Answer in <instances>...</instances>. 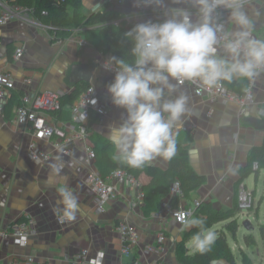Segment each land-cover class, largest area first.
<instances>
[{
  "label": "crops",
  "instance_id": "crops-1",
  "mask_svg": "<svg viewBox=\"0 0 264 264\" xmlns=\"http://www.w3.org/2000/svg\"><path fill=\"white\" fill-rule=\"evenodd\" d=\"M83 4V13L87 16L96 11L118 16L132 11L138 5L137 0H124L122 4L119 0H83ZM147 6L151 10H165L156 5ZM165 7L191 8V5L186 0L178 4L173 3V0H165ZM94 8L97 10L93 11ZM248 8L250 14L259 13L254 20L255 35L260 38V27L264 23V2L251 3ZM163 18L164 16H160L159 20ZM226 20L228 28V14ZM40 30L42 29L36 30L17 21L7 28L0 29V68L11 71L16 79V89L6 104H9L6 113L0 110V232L10 228V225L22 216L35 219L34 233L30 236L27 246L14 245L12 238H0L2 264L27 256L35 258L33 264H73L74 258L84 250L89 251L90 257L102 251L105 254L103 264H116L121 258L122 249V240L116 230L120 221H129L140 230V245L134 249L131 259L141 262L158 260L159 264H181L175 246L177 241L183 238L182 233L185 234L189 228L178 224L170 216L156 220L152 214H145V203L144 200L138 199L137 189L126 188V199L110 202L104 212L96 210L94 195L85 183L88 170L84 143L73 142L63 145L62 149H55L54 140L42 141V149L50 153L51 159L40 166L29 158L28 146L32 134L28 128L18 125L15 121L17 105L21 100L17 93L23 94L26 90L33 93L63 90L70 94L75 89L80 90L83 86L94 84L102 100L106 102L109 113L103 125L94 127L88 144L104 145L105 149L109 145L113 160L114 149L106 136L109 125L120 123L121 116L125 114L124 109L111 102L107 92V85L114 79V74L98 66L93 69L99 49L84 33L86 29H77L76 34L73 33V37L90 41V45L86 47L73 40H65L62 44L55 43L46 31L47 38L40 36ZM88 30L90 32V29ZM123 30L128 31L125 28ZM19 44L25 46L26 53L22 59L16 60L13 51ZM233 82L238 89L248 84L246 80ZM178 89L188 96V111L182 116V123L174 132L175 139L180 148L187 149L191 168L205 177L203 184L197 189L199 191H189L191 196L187 197L203 198L214 207H231L235 200L237 205L238 185H243L253 191L255 199L258 193L261 194L250 213L238 210L242 216H247L243 217V220L251 218L253 223L261 210L264 211V169L253 168V171L249 172L245 166L249 164L252 150L264 144V75L259 77L254 90V100L242 116L239 115V106L235 103L214 104L207 98L196 96L189 86L178 85ZM69 119L68 106L54 117L57 122ZM186 135H190V141L184 139ZM177 153L178 150L176 155ZM57 155H63L65 161L76 162V167H66L64 173L78 195L81 212L77 219L67 226H61L57 222V214L53 211L58 199L55 188L47 187L43 183L49 174L48 165ZM96 164L102 172L103 166H99L98 161ZM170 164V160L157 158L148 165L167 169ZM139 180L146 187L151 177L142 172ZM259 219L260 223H264V216ZM161 229L175 241L170 242L166 251L161 254H144L145 245L154 243ZM188 243L190 254L197 251L192 247L194 241ZM260 257L259 264H264L261 254ZM127 260L125 258V261ZM213 264L228 263L216 260Z\"/></svg>",
  "mask_w": 264,
  "mask_h": 264
},
{
  "label": "clouds",
  "instance_id": "clouds-1",
  "mask_svg": "<svg viewBox=\"0 0 264 264\" xmlns=\"http://www.w3.org/2000/svg\"><path fill=\"white\" fill-rule=\"evenodd\" d=\"M186 2L191 8L165 7V0H137L138 5L165 8L164 18L135 24L124 33L131 43L129 55L103 63L105 70L115 73L107 85L111 102L125 110L120 123L109 125L106 136L121 165L140 169L157 158L169 161L176 155L174 132L188 111V96L178 85L198 83L215 89L238 80L254 84L264 74V38L255 35L254 17L259 13H249V0ZM218 9L227 11L230 27L219 19ZM66 167L74 168L76 162L57 155L43 183L55 188L54 213L73 222L81 205L64 173ZM184 224L201 227L192 238L197 250L203 252L214 243L215 233L203 229L204 219H187Z\"/></svg>",
  "mask_w": 264,
  "mask_h": 264
},
{
  "label": "built area",
  "instance_id": "built-area-1",
  "mask_svg": "<svg viewBox=\"0 0 264 264\" xmlns=\"http://www.w3.org/2000/svg\"><path fill=\"white\" fill-rule=\"evenodd\" d=\"M58 4H64L67 0H55ZM122 4L124 0H119ZM264 2V0H249L251 3ZM94 8L93 11H96ZM165 10L153 9L151 10L147 5L140 3L132 11L122 13L117 18L109 21L111 25L118 28H125L130 30L135 24L147 20L160 21L159 17H163ZM97 12V11H96ZM100 12V11H98ZM219 19L225 23L227 11L218 9ZM48 10L39 12L36 6H29L22 4L19 0H0V29L7 28L11 23L17 21L30 28L42 29L49 33L52 40L57 39L58 28L52 24L45 23L41 17L48 16ZM261 36L264 38V23L260 27ZM67 40L76 41L80 46H89L90 41L86 38L71 37ZM61 40H55V43H61ZM26 48L23 44L15 47L13 56L14 59L20 60L24 57ZM113 55L99 50L96 59V66L102 68L103 63ZM108 71V70H106ZM115 75L113 71H108ZM264 75V74H262ZM259 77L254 84H247L243 91L239 92L230 88L226 82L219 88L204 89L198 83L185 82L179 86H189L196 96L207 98L211 103H235L239 106V115L246 113L248 106L254 100V90ZM27 82L30 83L29 80ZM16 89V79L14 74L5 69L0 68V110H4L7 102L10 101L11 96ZM71 94V93H70ZM66 92L63 90H45L40 93H33L29 90L24 91L21 96V103L17 106L15 121L18 125L26 127L32 134V140L29 143V158L36 164L43 166L50 159V153L43 151L42 141H53L55 149H62L63 145L73 142H80L85 144L87 175L85 183L88 189L92 192L95 198V208L98 212H104L107 204L110 202L127 198V190L129 188L137 189L138 199L144 200L143 184L136 178V176L124 169H115L110 173L103 175L96 164L97 153L95 149L88 144V141L93 136L94 127L103 125L106 116L108 115V106L102 100L99 90L94 84H90L84 90L78 99L69 106L70 119L64 122L55 121L54 117L66 107L63 104ZM95 100V103L92 101ZM253 168H258V163H253ZM205 199L194 198L189 200L185 190L182 187V182L177 179L170 186L168 195L163 198L160 208L152 213L156 220H163L167 216L172 217L178 224L184 225L187 219H193L202 206ZM256 204L255 195L252 190L245 186H241L238 193L237 208L240 212L250 213ZM2 206L0 205V212ZM23 220H16L10 225V228L1 230L0 238H12L14 245L25 247L28 245L30 236L34 233L35 219L31 216H22ZM247 217V216H243ZM57 222L61 226L70 225L72 222L61 220L58 215ZM251 220V218H248ZM121 240V258L116 264H159L158 260L148 262H141L133 258V252L136 247L140 245V230L129 221H120L116 226ZM175 240L171 238L164 229L158 231L155 242L145 245L144 254L158 253L161 254L166 251L170 242ZM125 258L128 260L125 261ZM105 259L104 252L100 251L94 257L89 256V251L84 250L75 258L73 264H103ZM131 259V260H130ZM35 258L27 256L23 259H14L12 261L4 262V264H33ZM0 264L2 258L0 256Z\"/></svg>",
  "mask_w": 264,
  "mask_h": 264
},
{
  "label": "trees",
  "instance_id": "trees-1",
  "mask_svg": "<svg viewBox=\"0 0 264 264\" xmlns=\"http://www.w3.org/2000/svg\"><path fill=\"white\" fill-rule=\"evenodd\" d=\"M19 1L22 4L36 6L39 12L42 10H48V16L41 17L42 21L56 26L58 30H60L57 34H65V32H67L68 34L66 35L68 36L72 34L71 31L75 28L80 30H83L84 28L86 29L84 33L89 36L90 40L95 43L99 50L113 54L118 58H124L129 55L131 43L124 36L126 31L123 30V28L114 27L109 23V21L117 18L116 14H101V12H95L87 16L83 13V0H67L64 4H58L55 0ZM88 29H90V32ZM226 84L230 88L239 92L244 89V87H242V89H238V86L234 82H226ZM88 86L89 85L83 86L80 90L75 89L71 94L66 95L63 100L64 106H71ZM15 94L16 93H14V95ZM17 94L19 97L23 95L22 93ZM20 103L21 100H19L17 106H19ZM8 105L4 108L5 113ZM184 139L186 141H190L191 137L190 135H186ZM103 146L104 145L92 146L97 153L99 166H103V168H101L102 170L104 169L102 171L103 173L101 172L103 175H106L115 169L121 168L134 174L137 179H139L142 172H146V174L151 177V181L148 183V186L145 187L143 185L142 187L145 203L143 210L147 215L152 214L160 208L163 198L169 193L170 186L177 179L182 182V187L189 197L191 196L189 191H195L196 193V191H198L197 189L200 188L204 182L205 177L198 174L191 168L187 149L180 148L179 144H177L178 153L170 160L171 164L167 169L153 165H145L143 168L134 169L127 167L126 165H121L116 160H113V156H111L109 152V145H107L108 147L106 149ZM251 154L249 164L245 166L247 171H253L254 162L258 163V169H264V144L260 148L253 149ZM194 198L195 197H191L189 200ZM205 203L208 204V202H203L194 218H202L205 220V224L203 225V229L205 231L211 227L214 229L213 232L215 233V241L207 250L203 252L197 250L190 254L189 250L185 249L187 243L193 238V236L201 231L200 226L190 227L185 232L184 237L179 241L181 244H179L176 250L179 262L181 264H213L216 260H224L228 264H238L226 235L227 232H230L233 237L236 235L237 222L235 220L234 222L228 220L235 216L234 212H222L216 210L215 214H212V210L208 209L206 213H204L205 215L201 216V210L205 208ZM207 207L208 206H206V208ZM20 219L23 220V217H20L19 220ZM224 220H226V223L223 224L220 229L214 228V224L216 222ZM261 232L264 239V227H261ZM244 239L247 244H251V235L246 234ZM242 261L243 264H249L244 256Z\"/></svg>",
  "mask_w": 264,
  "mask_h": 264
},
{
  "label": "rangeland",
  "instance_id": "rangeland-1",
  "mask_svg": "<svg viewBox=\"0 0 264 264\" xmlns=\"http://www.w3.org/2000/svg\"><path fill=\"white\" fill-rule=\"evenodd\" d=\"M76 30L77 29L75 28L74 30L71 31V33H72L71 36L68 35L70 37H68L66 35V34H68L67 32H65V34H56L57 35V39H54L53 41L55 42V40L59 39V40L62 41L61 42V44H62L68 38L73 37L74 36L73 33L76 34ZM59 32H60V30L57 31V33H59ZM39 33H40V36H43V37H46V38L48 37V34L45 31H43V30H40ZM65 37H67V38H65ZM75 39H77V38L75 37ZM240 187H241V185L239 184L238 185V190H236V195L239 193ZM260 195L261 194L258 193L256 199L260 198ZM208 204H206L205 208H203L201 210V216H204L205 215L204 213H206V211L208 209L212 210V212H211L212 214H215L216 210L222 211V212H234V214H235V216L232 217L233 219L231 218V219H228V220H231L232 222H234V220H235L237 222L236 223L237 224L236 235H235V237H233L230 232H227L226 235H227V238L229 240V244H230V246H231V248H232V250H233V252H234V254L236 256L237 263L238 264H243L242 258L244 256V257H246L247 262L249 264H254L256 262H257L256 264H259V261H260V258H261L260 254L264 258V255H263V253H264V239L262 238V232H261V227H264V223H260V221H259L260 220L259 218H262V216H264V211L261 210V212L259 214V217L256 216L255 220L253 221L255 229L253 231H249L242 225L243 216L238 211V208H237V205H236V200L233 201V204H232L231 207H225V208L224 207H220V206H215L214 207L212 205V203H210V202H208ZM206 206H208V207L206 208ZM225 223H226V220L220 221V222H216L214 224V228H219L220 229L223 226V224H225ZM207 230L213 231L214 229L211 227V228H209ZM246 234L252 236L251 244H247L245 242L244 237H245ZM182 236L184 237V233H182ZM191 241H193V239L190 240V242ZM179 244H181V243L179 241H177L176 246H175L176 250H177V247L179 246ZM187 244H190V243H187ZM192 247H194V246H192ZM185 249L189 250V252L191 251V248L188 247V246H186ZM257 254H259V255H257ZM256 255H257V257H256ZM252 258L255 259V262H253Z\"/></svg>",
  "mask_w": 264,
  "mask_h": 264
},
{
  "label": "water",
  "instance_id": "water-1",
  "mask_svg": "<svg viewBox=\"0 0 264 264\" xmlns=\"http://www.w3.org/2000/svg\"><path fill=\"white\" fill-rule=\"evenodd\" d=\"M96 68V65H93V69ZM242 225L249 231H253L254 230V225L252 223V221L250 219H245L242 221Z\"/></svg>",
  "mask_w": 264,
  "mask_h": 264
}]
</instances>
